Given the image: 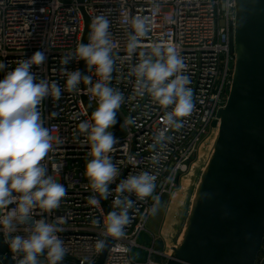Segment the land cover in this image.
Returning <instances> with one entry per match:
<instances>
[{"label": "built area", "instance_id": "obj_1", "mask_svg": "<svg viewBox=\"0 0 264 264\" xmlns=\"http://www.w3.org/2000/svg\"><path fill=\"white\" fill-rule=\"evenodd\" d=\"M82 6L89 21L86 43L90 42L94 17L104 15L110 22L114 66L109 86L124 97L117 114L124 133L110 153L119 175L105 200L109 212L117 210L113 205L116 184L128 176L152 174L155 188L143 199L124 193L123 199L133 201L124 235L112 237L106 232L101 204L89 203L96 195L84 175L90 148L87 134L79 129L81 122H91L82 97L93 110L97 100L86 89H64L65 68L80 70V61L62 63V58L72 55L82 41L85 24L78 4L76 0H0V62L7 65L5 70L35 51H45L46 61L34 66L33 71L38 79L56 81L64 89L58 101L45 99L41 112L54 144L43 163L65 186L66 195L56 209L37 207L32 220L45 219L58 226L67 249L62 264H96L103 249L96 243L106 242L108 236L112 244L103 264H161L169 254L159 250L156 233L147 231V225L155 210L177 190L202 141L211 131H218L216 112L228 98L233 75L234 0H83ZM136 18L145 20L147 31L139 38L136 51L129 54L127 44ZM154 45L174 47L190 80L194 106L188 116L177 118L179 127L165 122L171 106L164 109L147 92L141 95L137 90L135 65L142 59L140 54H150ZM87 74L94 81L98 78L94 68ZM111 131L114 134V128ZM32 220L21 223L15 234H25ZM142 236L149 238V246L139 243ZM0 240L11 264H19L21 257L10 253L7 236L0 233ZM40 264H47L45 257H40ZM255 264H264V238Z\"/></svg>", "mask_w": 264, "mask_h": 264}, {"label": "clouds", "instance_id": "obj_2", "mask_svg": "<svg viewBox=\"0 0 264 264\" xmlns=\"http://www.w3.org/2000/svg\"><path fill=\"white\" fill-rule=\"evenodd\" d=\"M132 25L134 34L127 44L129 54L136 51L139 38L147 31L143 19H134ZM109 27L110 22L104 15L94 17L90 42L81 43L72 55L62 58L64 65L73 60L83 61L87 73L94 68L98 77L94 81L91 75L79 69L65 68L64 89L81 91L83 85L97 100L91 122L79 124L89 142L91 158L84 167V175L96 194L89 199L93 206L109 198L113 191L110 186L119 175L110 155L118 142L111 130L117 124L118 109L124 97L109 86L114 66ZM140 55L142 59L134 68L137 90L141 95L147 92L164 109L171 106V111L165 113V122L179 127L177 118L188 116L194 106L181 55L174 47L162 49L159 45H154L150 54L142 52ZM46 59V52L38 50L8 70H5L7 65L0 62V73H3L0 75V233L7 236L10 253L21 257L19 264H40L41 256L46 258L47 264H62L67 254L55 223L32 220L37 207L45 211L56 209L66 195L65 186L57 182L43 163L54 144L42 119L41 105L45 99L58 101L64 90L56 81L38 79L33 71L34 66L43 65ZM163 135L161 132L160 138ZM155 179L152 174L141 172L116 184L113 205L117 210L109 212L105 221V230L110 236H123L129 223L133 201L123 199L122 195L134 193L140 199L149 197L154 191ZM29 220L32 222L25 234H15L18 226ZM104 245L102 240L96 243L98 249Z\"/></svg>", "mask_w": 264, "mask_h": 264}, {"label": "water", "instance_id": "obj_3", "mask_svg": "<svg viewBox=\"0 0 264 264\" xmlns=\"http://www.w3.org/2000/svg\"><path fill=\"white\" fill-rule=\"evenodd\" d=\"M84 18L81 43L89 35ZM233 75L216 112L214 145L200 170L183 224L165 264H255L264 238V0H234ZM80 71L87 74L80 61ZM84 90V86L81 85ZM90 117L94 111L83 96ZM117 139L123 123L117 115ZM101 206L106 214L105 200ZM110 236L96 264H103ZM4 256V258L2 257ZM0 264H11L0 240Z\"/></svg>", "mask_w": 264, "mask_h": 264}, {"label": "rangeland", "instance_id": "obj_4", "mask_svg": "<svg viewBox=\"0 0 264 264\" xmlns=\"http://www.w3.org/2000/svg\"><path fill=\"white\" fill-rule=\"evenodd\" d=\"M218 131H211L199 146L196 157L190 163L188 170L182 175L179 186L173 195L168 198L164 205L158 207L153 213L148 225L147 231L156 233L159 250L164 255L169 254V249L173 246L176 236L183 224L186 216L189 199L193 188L197 182L201 168L203 167L216 140ZM139 239L141 245H150V240L146 236ZM136 252L134 253V257ZM136 258V257H135ZM139 259H142L139 258ZM163 258L161 264H165Z\"/></svg>", "mask_w": 264, "mask_h": 264}]
</instances>
